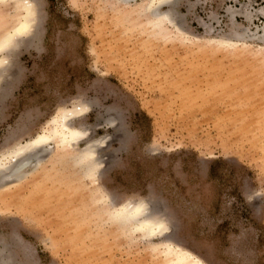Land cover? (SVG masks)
<instances>
[{
	"label": "rangeland",
	"instance_id": "obj_1",
	"mask_svg": "<svg viewBox=\"0 0 264 264\" xmlns=\"http://www.w3.org/2000/svg\"><path fill=\"white\" fill-rule=\"evenodd\" d=\"M37 3L0 80V154L73 107L83 134L39 148L0 190L9 264H179L168 243L206 264H264V0H175L167 32L142 0ZM18 14L0 6V38ZM128 202L168 228L118 225Z\"/></svg>",
	"mask_w": 264,
	"mask_h": 264
},
{
	"label": "bare ground",
	"instance_id": "obj_2",
	"mask_svg": "<svg viewBox=\"0 0 264 264\" xmlns=\"http://www.w3.org/2000/svg\"><path fill=\"white\" fill-rule=\"evenodd\" d=\"M128 1L134 0H121V2L125 3ZM174 3L175 0H142L141 6L143 11L147 12L150 18L149 22H151L155 27L161 28L167 32L168 27H166V24L170 23V21L175 22L172 20L171 15ZM8 5L12 6L14 11L19 12V14L17 22L13 28L11 30L9 29L10 31L0 38V80L3 77V73L7 71L9 66L8 56L12 54L15 49L17 51V48L20 47V44L24 41V39L30 40L34 37V30L37 22L39 21V5L37 0H0V6ZM162 6H167L168 10L162 12L160 9ZM177 31L180 33L179 30ZM83 109L84 108L81 107L77 110L73 107L68 110L59 111V113L56 114L57 116L50 120V128L47 131L45 130L41 134H37L33 139H30L24 144L17 143L8 151L1 153L0 190L16 186L27 178V176L31 173V171H28L27 169L31 161L37 160L38 154L36 153L39 152L38 150H41L39 148H43V146L48 142L53 141L54 145L57 147H64V149H67V147L69 148L72 143L82 138V131L71 127L69 125V121L72 117L80 114ZM94 151L95 146L93 144V147L89 146L83 153L80 154V158L83 157V159H90L92 154H94ZM93 166L94 163L90 162L89 168L92 169ZM145 207L146 205L143 202H128L113 209L111 214L118 217L119 220L116 222L118 225L125 226V223L127 222H135V229H139L140 231L145 232L148 237L153 238L157 234H162L168 227L166 226L164 220L150 217L147 214V208ZM2 213L3 210L0 209V214ZM164 245L165 252H167V254L172 253L176 255V260L179 264H206L197 256L181 249L180 247H176L170 243ZM5 253V248H1L0 264H9L11 260L9 256L6 255L7 253Z\"/></svg>",
	"mask_w": 264,
	"mask_h": 264
}]
</instances>
